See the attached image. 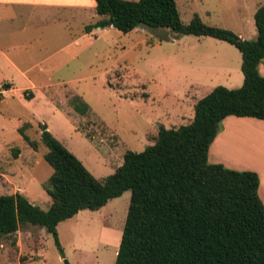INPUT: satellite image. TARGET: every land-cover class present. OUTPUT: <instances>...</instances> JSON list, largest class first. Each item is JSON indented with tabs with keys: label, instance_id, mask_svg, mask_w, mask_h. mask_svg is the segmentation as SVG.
<instances>
[{
	"label": "rangeland",
	"instance_id": "rangeland-1",
	"mask_svg": "<svg viewBox=\"0 0 264 264\" xmlns=\"http://www.w3.org/2000/svg\"><path fill=\"white\" fill-rule=\"evenodd\" d=\"M175 1L184 24L197 15L207 26L247 41L256 38L255 5L264 0ZM73 29L77 34V26ZM101 30L66 46L71 59L57 57L44 68L47 74L32 77L43 88L33 90L32 98L23 92L0 97L1 195L20 193L42 210L49 208L45 187L52 169L44 160L39 124L102 180L122 164L126 151L152 145L159 125H187L195 100L215 87L236 90L243 84L241 55L222 41L161 28L139 27L127 34ZM25 124L24 133L38 143L36 151L18 133ZM130 195L127 191L98 211H80L61 222L63 257L44 228L26 225L0 238V264H114Z\"/></svg>",
	"mask_w": 264,
	"mask_h": 264
},
{
	"label": "trees",
	"instance_id": "trees-1",
	"mask_svg": "<svg viewBox=\"0 0 264 264\" xmlns=\"http://www.w3.org/2000/svg\"><path fill=\"white\" fill-rule=\"evenodd\" d=\"M98 16L85 28L113 27L127 34L139 27L168 29L176 35L208 37L227 43L241 55L239 89L215 87L193 105L187 125L157 127L152 145L126 151L122 164L97 180L82 162L39 124L44 160L52 169L45 191L50 206L42 210L20 193L0 194V238L20 227L44 228L63 257L57 226L80 211H98L130 191L127 215L114 264H264V206L255 172L211 164L209 147L233 116L264 121V3L253 15L256 38L207 26L195 15L184 24L175 0H94ZM3 90L9 85H3ZM18 129L34 151L36 141ZM17 151V150H16Z\"/></svg>",
	"mask_w": 264,
	"mask_h": 264
},
{
	"label": "crops",
	"instance_id": "crops-1",
	"mask_svg": "<svg viewBox=\"0 0 264 264\" xmlns=\"http://www.w3.org/2000/svg\"><path fill=\"white\" fill-rule=\"evenodd\" d=\"M260 5L256 3L255 11ZM95 7L94 0H0L1 99L15 92L32 98L33 90L43 89L32 77L47 74L44 68L49 61L57 57L68 61L71 57L65 52L66 46L101 35L100 28L85 30L104 19L97 15ZM259 71L264 74V64ZM4 84L9 89L3 90ZM22 155L20 151L18 158ZM208 160L228 169L255 172L259 177L258 196L264 206V121L225 118L222 131L209 147Z\"/></svg>",
	"mask_w": 264,
	"mask_h": 264
},
{
	"label": "water",
	"instance_id": "water-1",
	"mask_svg": "<svg viewBox=\"0 0 264 264\" xmlns=\"http://www.w3.org/2000/svg\"><path fill=\"white\" fill-rule=\"evenodd\" d=\"M64 264H68L66 261H64Z\"/></svg>",
	"mask_w": 264,
	"mask_h": 264
}]
</instances>
